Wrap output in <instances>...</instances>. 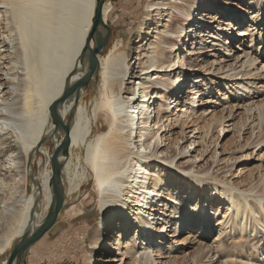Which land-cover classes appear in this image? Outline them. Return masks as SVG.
I'll return each instance as SVG.
<instances>
[{"label":"rangeland","instance_id":"1","mask_svg":"<svg viewBox=\"0 0 264 264\" xmlns=\"http://www.w3.org/2000/svg\"><path fill=\"white\" fill-rule=\"evenodd\" d=\"M258 1L244 0L241 3L238 0H224L222 5L219 4L220 12L224 14L231 11L238 13L242 11L246 22L243 25L234 26L230 32L226 33L224 23L219 17H216L208 24V32L212 30V33H221L220 39L216 42L212 36L208 35V32L205 34L204 30H202V35L200 32H194L191 36L193 39L188 42L189 37H186L190 32V28H188L187 34L183 35V50L177 52L178 55L182 52L181 57L186 60L185 63L183 62V70L186 69L188 75L182 79L183 83L187 80L186 84L183 87L181 84L179 87L182 93L176 92V94H179L180 100L185 98L184 101H190L193 96L188 88L189 80H192L190 77L197 76L201 81L199 84L201 98L198 100L201 102L195 111L199 113L190 116L189 120H177L178 115H173L169 116L165 122L166 133L163 134V142L160 144L157 156L172 161V164L153 160V165L158 166L163 179H166L169 191L176 194L175 200H170L171 204L174 206L181 203V207L185 209L183 214L186 220L192 217V213H195L192 225L190 222L187 224L192 227L187 234L183 236L184 229L181 231L180 237H169L166 240L164 237L163 247L168 242L176 244L172 255H175L176 252L179 254L177 256H183L185 253L188 255L190 251L197 248L192 244L202 240L203 244L208 246L207 250L211 251L210 257L205 260L206 262L204 261L206 264H228L231 261L241 263V259L238 258L240 254L249 259L252 256L253 263H250L257 264L256 262L261 260L264 253V240L251 245L244 243L240 248H235L229 242L236 237L230 236L234 235L230 234L231 229L223 225L226 218L232 214V210L228 211L227 209L232 193L244 196L249 199L248 201H252L258 206L264 204V144H255L259 138L264 136V4L260 8ZM34 2L29 4V15L27 13L25 16L22 15L23 20L27 21L26 31L28 28L30 31H27V35L30 36L25 42L27 56L22 54L20 43L16 41V31L12 24L14 21L10 16L11 13L14 14L13 11L11 12L10 8L0 5V84H3L2 87L0 86L1 99H12L15 96L13 88L16 86L8 84V81L12 82L15 79V82H19L25 79L26 72L35 76H38V73L40 75L41 72L40 77L42 78L37 81L39 82L36 83L37 87L35 84V89L39 91L43 87L47 89L45 88L47 85H55V83L57 85L56 81L60 77L57 78L56 75L62 74L64 63L70 56L69 51L72 53L70 45L74 42V38L77 39L75 36L80 32L79 27L81 28L84 20L82 18L86 15L84 13L86 12L85 4L81 0H48V4L43 1ZM150 2L151 0L112 1L113 13L107 19L110 36L102 57L110 53L112 55L122 54L127 57L128 67L133 66L134 52L130 56L128 55L136 43L139 25L147 18V6ZM196 5L189 2L187 10L183 14V21H177L175 18L173 22L169 23L170 27L173 30L179 25L187 28L190 22L186 14L194 8L198 10L200 6ZM206 13L203 12L201 17L202 15L205 17ZM215 13L213 17L216 16ZM3 14H6L5 18ZM195 15H198V12ZM42 16L50 20L49 32H44L38 22ZM7 18L10 27H12L11 33L14 35L5 29L7 26L5 23L8 24ZM35 18L37 20H34ZM217 20L218 23H213ZM239 27L245 29L244 36L233 34L241 30L238 29ZM229 33L232 35L230 38L228 37ZM176 36L178 35L173 34L168 38L174 42ZM37 37L38 39L35 40ZM14 38L15 41L12 44ZM200 41L201 45L198 44L199 46L191 45L200 43ZM190 47L193 49L190 50ZM144 48H148V46H144ZM44 50L45 52H43ZM189 50L192 53L191 56L187 54ZM174 56L175 54L168 52V58L173 59ZM174 60L177 61L176 58ZM179 66L182 69V65ZM38 70L40 71L35 73ZM180 71L179 69L164 75L174 79L177 78ZM5 73H8L9 76H6ZM21 76L24 78L22 79ZM154 77L153 74L152 78ZM146 79L145 76L141 77V80L145 81ZM101 84V78L96 80L95 85L89 84L87 92L93 91L85 98L86 108H90L91 103L95 101L94 92L98 91ZM243 90L246 93L242 94ZM106 124V116L101 115L98 126H106ZM93 128L92 138L96 140L99 133H96L95 124ZM262 134L263 136H260ZM10 139L16 140L14 134ZM158 142L160 143L159 140ZM55 146V142L49 143L46 148L47 152L54 153ZM4 148L1 147L0 151ZM81 154L80 150L73 153L75 163ZM16 157L9 154L6 156L0 152V249L8 240H11L6 250H0V264L9 262L13 248L18 241V238L12 237V234L18 227V219L33 191L31 178L27 176V173V181L21 183L22 186L13 183L14 176L18 172L25 171L22 162ZM35 165L36 175L39 177L41 173L44 174L51 168V159L48 156L46 162L38 157ZM148 182H150L149 179L146 180V183ZM213 188L217 189L213 192V197L216 198L211 201L209 193L206 194L205 191L210 192ZM228 189L230 192L226 193ZM194 190L196 193L193 195ZM169 191L154 195L152 199L155 196L156 198L152 204L162 205V202L161 204L159 202L168 198L167 195L171 194ZM45 197L46 195H43L41 199V209L43 208L44 211L40 215L37 213L42 219L47 215ZM253 198L257 201H253ZM67 200L68 203L60 212L53 230L32 247L27 258L28 264H102L101 262L105 259L104 247H107L106 244L111 239L106 238L97 253H94L92 236L97 231L96 228L99 224L103 220L106 221V217L101 206V193L93 175L89 174L81 190L68 197ZM202 202H205V210L202 208ZM153 205L145 208V213L149 218L153 213L151 208ZM197 205L199 206L197 207ZM163 212L161 211L163 217L170 215L168 209H164ZM171 220L175 221L173 223H178L181 218L175 214ZM167 233H169V229ZM174 234L172 229L169 236ZM192 237H197L198 240ZM190 239L194 242L190 243ZM226 239H229V242L226 243ZM122 245L124 246L123 241L121 247ZM218 249L223 250V255L219 256L216 253ZM228 254H230L229 257ZM160 263L165 264V259L160 258L158 264ZM107 264L134 263L129 258L121 256L118 251L117 255Z\"/></svg>","mask_w":264,"mask_h":264},{"label":"bare ground","instance_id":"2","mask_svg":"<svg viewBox=\"0 0 264 264\" xmlns=\"http://www.w3.org/2000/svg\"><path fill=\"white\" fill-rule=\"evenodd\" d=\"M34 1L48 2V0H0V5L10 8L11 12L14 13L10 12V16L11 20L14 21L12 24L16 31V41L20 43L21 52L24 56H27L25 42L28 41L26 39H29L30 35L28 36L27 33L30 31H28L29 28L28 32L26 31L25 24L27 21L23 20L22 15L25 16L26 13L29 15V4H33ZM112 1L105 0L106 3H104L103 20L105 25H107L108 17L113 13ZM238 1L242 3L244 0ZM81 2L85 4L86 12L84 13L86 15L84 14L85 16L82 18L84 20L81 28L79 27L80 32H77L78 35L75 36L77 39L74 38V42L71 41L70 50L72 49V53L69 51L70 56L64 63V70L60 76L56 75L57 78L60 77L56 81L58 84L56 85L53 81L56 86L52 82L54 86L47 85V87L45 86L47 89L43 87L39 91L35 89V84H38L37 81L42 78L40 77L41 72L40 75L38 73L40 70L35 72L38 73V76L23 72L25 79L21 76L23 80H18L19 82H15V79L12 82L8 81V84L16 86L13 88L15 96L11 97L12 99H1L0 96V148L5 147L0 152H3L6 156L8 154L17 156L16 159L23 164L22 167L25 171L18 172L13 178V183L22 186L21 183L25 182L27 173V176L31 178L33 190L31 197L24 206L23 213L18 219V227L12 237L16 236L20 239L26 231L29 229L35 230L44 221L45 218L42 219L37 213L40 215L44 211L43 208L41 209L43 195H46L45 210L47 213L50 209L53 200V189L50 185L52 168L46 170L44 174L41 173L38 177L35 162L38 157L47 162L49 156L52 160L54 153L60 151L59 163L62 165L65 206L68 203L67 198L81 190L89 174L93 175L100 190L101 206L105 212L106 221L103 220L99 224V229L97 227V231L92 236L94 253H97L106 238L111 239L106 244L107 247H104L105 259L101 262L102 264L109 263L118 251L121 256L129 258L134 264H158L160 258L165 259V264H206L205 260L210 257L211 251L207 250L206 247L208 246L203 244V240L199 243H193L194 240L190 239V243H193L192 245L197 246V248L190 251L188 255L185 253L183 256H177L179 255L178 252L172 255L176 248V244L173 242H168L163 247L164 241L169 237H180V233L184 229L183 236L187 234L188 230L192 228L187 224L190 222V225H192L195 213H192V217L186 220L183 214L185 209L181 207V203L179 202L174 206L171 204L170 200H175L176 194L169 191L170 188L166 184V179H163L158 166L153 165V160L172 164V161L157 156L160 144L163 142V134L166 133L165 122H167L168 117L178 115L177 120H189L190 116L199 113L195 112L201 102H198L201 98L199 85L201 81L197 76H192L190 77L192 80H189L188 88H190V93L193 96L190 101H184L185 98L180 100L179 94H176V92L182 93L179 87L181 84L182 87L186 84L187 80L183 83L182 79L188 75L187 70H183V62L185 63L186 60L181 57L182 52L179 55L177 54L178 51L183 50V35L187 34L188 28H190L189 34L186 35V37H189L188 42H190L193 39L191 36L194 32H200V35H202V30H204L206 34L208 24L216 17H219L222 20L221 22L224 23L225 32H230L234 26L243 25L246 22L244 14L242 11L240 13L231 11L224 14L220 12L219 4L222 5L224 0H151L147 6V18L139 25L136 43L128 55L130 56L134 52L135 61L133 66L128 67L127 57L122 56V54L112 55L110 53L104 57L99 55V68L91 85L94 81H98V78L102 79V84L98 91L94 92L96 98L91 103L90 108H86L84 103L86 96L93 91L87 92L89 87L74 93L59 106V116L70 129V146L66 154L62 150L65 134L61 128L54 124L49 110L55 102L62 99L66 89L79 82L88 71L87 61L81 58V54L92 29L97 0H81ZM189 2L200 6L198 10L194 8L186 14L190 25L187 28L179 25L173 30L169 23L173 22L175 18L177 21H183V14L187 10ZM258 3L262 8L264 0H259ZM200 9L202 11H199ZM33 11L35 12V10ZM196 12H198V15H195ZM203 12H207L205 17L203 15L201 17ZM214 12H216L215 17H213ZM5 15L3 14L4 18ZM42 17L38 22L44 32H49L50 20L47 17L42 19ZM6 21L8 24L5 23L7 25L5 29L14 35L11 33L12 27L8 22L9 19L7 18ZM238 21L240 22L237 23ZM213 23H218V20ZM238 29L241 30L233 34L244 36L245 29L240 27ZM100 31L103 34L102 29ZM173 34L178 35L175 37L174 42L168 38ZM208 35L212 36L215 42L221 37V33H212V30L208 32ZM231 36L229 33L228 37ZM48 38H50L49 35ZM14 41L15 38L11 43L14 44ZM201 41L191 45H201ZM144 46H148V48H144ZM191 49L193 47H190ZM190 50L187 53L189 56L192 55ZM167 51L175 54L174 58L177 61L174 58H168ZM43 60L45 61V59ZM179 65H182V69ZM53 67L55 66L53 65ZM179 69L181 71L178 73L177 78L173 79L164 75ZM153 74L154 78H152ZM6 76H9V74L7 73ZM144 76L147 77L145 81L141 80V77ZM2 85L0 84L1 87ZM49 87L51 88L49 89ZM86 92L87 94H85ZM244 93H246L245 90L242 91V94ZM101 115L106 116L107 124L99 127L98 122ZM94 124L96 133H99L96 140L92 138ZM12 134L16 138L14 141L10 139ZM260 136H263V134ZM51 142L56 143L55 152L51 153L53 155L46 150ZM255 144L263 145L264 136L259 138ZM79 150L82 154L77 157V163H75L73 153ZM148 179L150 182L146 183ZM215 190L217 189L213 188L210 192L205 191L206 194H211H208L209 198L212 199L211 201L216 198L213 197ZM163 191L171 193L167 195L169 200L162 199L159 202L160 204L162 202V205H153L156 196L154 199L152 197ZM229 192L230 189L226 193ZM195 193L194 190L193 195ZM222 194L224 195V192ZM138 196H141V198H138ZM248 200L244 196L232 193L227 208L228 211L232 210V214L226 218L223 224L231 229L230 234H234L229 235L236 237L234 240L231 239V242H229V239H226L225 242L231 243L237 249L244 243L251 245L264 240V204L258 206ZM254 200L257 201L253 198ZM201 204L205 210V202ZM151 205H153L151 207L153 213L149 218L145 213V208ZM163 208L168 209L170 213L168 217H163V214H161ZM163 213L165 214V212ZM175 214H178L181 218L178 223H173L175 221L171 220ZM168 229L169 233L173 229L175 234L169 236ZM195 239L198 240L197 237ZM10 241L8 240L0 250H6L10 245ZM122 241L124 246L121 247ZM216 253L221 256L223 250L218 249ZM227 256L229 257L230 254ZM250 257L249 259L240 254L238 258L241 259V263L231 261L228 264H251L252 256ZM256 263L264 264V253L261 260Z\"/></svg>","mask_w":264,"mask_h":264},{"label":"water","instance_id":"3","mask_svg":"<svg viewBox=\"0 0 264 264\" xmlns=\"http://www.w3.org/2000/svg\"><path fill=\"white\" fill-rule=\"evenodd\" d=\"M105 0H97V6L95 15L93 18V24L91 32L89 33L85 48L82 51L81 58L86 59L88 64V71L86 75L71 88L66 89L62 99L55 102L50 107V115L54 124L61 128L65 134V140L62 145V150L67 154L70 146L69 126L63 123V120L59 116L58 108L64 100L71 97L74 93L88 88L92 82L93 77L99 68V55H102L104 48L110 36V29L103 20V7ZM103 34H101V30ZM94 44V47H93ZM94 81L93 85H95ZM60 151H56L51 160L52 179L51 187L53 189V200L50 209L44 219V221L35 230H28L25 234L16 242L13 253L9 259L8 264H28L27 257L33 246L41 241L48 233H50L59 217L60 212L65 206V191L62 180V165L59 163Z\"/></svg>","mask_w":264,"mask_h":264}]
</instances>
